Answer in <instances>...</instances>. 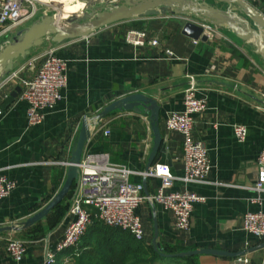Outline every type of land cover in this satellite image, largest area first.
<instances>
[{"label": "crops", "instance_id": "crops-1", "mask_svg": "<svg viewBox=\"0 0 264 264\" xmlns=\"http://www.w3.org/2000/svg\"><path fill=\"white\" fill-rule=\"evenodd\" d=\"M244 1L264 16V0ZM34 3L30 15L0 26V47L17 31L52 13L44 4ZM108 3L109 0H95L94 7L106 9ZM214 5L226 8L225 4ZM191 17L171 13L139 16L60 43L47 37L27 56L14 61L12 70L0 80V174L14 182L12 191L0 200V227L23 221L61 187L67 168L55 162L69 159L66 140L71 130L78 133L83 119L92 121L115 99L140 93L159 106L162 140L153 163L168 164L177 177L170 190L186 188L202 196L193 205L189 229L183 235L175 230L167 209L144 200L135 210L146 231L143 242L151 244L153 215L162 249L165 245L187 250L240 251L264 242L242 228L245 212L264 211V190L255 191L252 187L257 157L264 147V60L253 53L249 42L237 38L224 25L210 26L212 31L206 41L184 36L181 29ZM131 29L146 32L143 45H133L127 40ZM153 38L158 40L155 46L147 42ZM48 48H54L55 54L67 61V83L60 90V100L44 120L30 125L27 104L19 93L11 104L3 107L5 97L19 86L9 76L15 72L29 77L33 72L29 64L39 66L40 55ZM191 78L195 96L206 103L204 110L194 114L192 132L207 150L209 171L205 181L184 184L178 179L183 174L181 136L166 131L163 121L168 113L183 109L182 91ZM234 124L247 129L241 142L233 133ZM105 129L109 131L107 135L103 133ZM89 131L83 154L106 153L111 162L131 171L129 181L142 183L144 195L155 192L159 179L143 175L153 144L147 113L114 110L98 123L89 124ZM68 221L66 211L57 226L36 239L26 238L21 230L0 232V264H42L46 251H53ZM14 238L26 243L20 261H15L5 249L7 240ZM79 244L58 253L55 264H72L74 255L92 247ZM192 256L193 264H264V247L241 255L245 262L238 261L240 256ZM160 258L169 260L161 256L154 263L165 264L158 262ZM168 262L192 264L178 259Z\"/></svg>", "mask_w": 264, "mask_h": 264}, {"label": "built area", "instance_id": "built-area-1", "mask_svg": "<svg viewBox=\"0 0 264 264\" xmlns=\"http://www.w3.org/2000/svg\"><path fill=\"white\" fill-rule=\"evenodd\" d=\"M117 2L109 0L110 5L107 8L116 5ZM34 9L33 0H0V26H6L9 21H18L30 15ZM202 26L206 35H210L212 28L207 24ZM126 38L133 45H143L147 34L142 30L131 29ZM147 42L152 46L158 44L155 38ZM166 52L169 54L168 50ZM40 58L39 66L29 64L28 68L33 71L29 77L18 76L15 72L9 76V80L18 81L19 98L27 104L26 114L30 125L39 124L44 120L46 114L60 100V90L67 83V61L57 56L54 48L46 49ZM182 94L183 109L168 113L163 121V127L166 131L176 132L181 136L183 174L178 179L184 184L199 183L205 181L209 165L207 150L202 141L194 138L192 128L194 114L204 110L206 103L203 98L195 96L192 78ZM232 129L238 141L245 139L247 129L244 125L234 124ZM103 133L107 135L109 131L105 129ZM76 136V129L71 130L66 140V154L71 151ZM55 163L67 168L69 161L66 158ZM130 173L131 171L124 165L111 162L106 153L82 155L78 187L67 210L69 221L56 241L53 251H46L42 264H55L58 253L77 246L93 216L106 226L119 227L136 240L144 241L146 231L135 211L144 200L151 204H160L167 209L172 215L174 228L179 235L188 231L193 205L201 201L202 196L186 188L170 190L177 177L171 173L166 163L154 162L143 173L144 176L158 178L160 181L152 194L144 195L142 183L129 181ZM252 187L255 191L264 190V147L257 157ZM13 188L14 182L0 174V200L7 197ZM242 228L247 233L264 239V211L245 212ZM5 249L15 261H20L25 253L26 243L21 239H8ZM238 261L245 262V259L240 256Z\"/></svg>", "mask_w": 264, "mask_h": 264}, {"label": "water", "instance_id": "water-1", "mask_svg": "<svg viewBox=\"0 0 264 264\" xmlns=\"http://www.w3.org/2000/svg\"><path fill=\"white\" fill-rule=\"evenodd\" d=\"M35 1L44 4L52 13L44 14L26 28L17 31L10 41L0 47V80L12 70L16 59L27 56L33 47L41 45L47 37H50L54 42L60 43L67 39L86 37L110 23L139 16L165 13L192 16L184 23L181 33L194 40H207L208 36L204 32L202 24L227 26L237 38L249 42L253 47V53L264 60V16L244 0H213L212 2L207 0H117L116 5L106 9H94L95 0H82L84 5L81 11L69 14L66 17L60 16L56 5L40 0ZM215 3L218 5L225 4L226 8L221 9L215 6ZM19 92V86L10 91L4 99L3 107L11 104ZM114 110H128L148 114L153 134V144L145 167V170H148L153 163L162 140L159 128V106L150 97L140 93H131L104 106L92 121H88L86 118L82 120L70 151L69 164L61 187L43 207L19 223L1 226L0 232L20 231L44 218L49 211L66 197L73 183H75L73 195L75 194L79 182V164L84 146L90 136L89 124L98 123L99 120ZM152 209L154 210V205ZM153 222L154 229L151 245L153 250L162 257H189L200 254L237 257L244 255L246 252L264 247L263 242L240 251L200 248L166 253L163 252L162 246L157 240L158 229L154 215Z\"/></svg>", "mask_w": 264, "mask_h": 264}, {"label": "trees", "instance_id": "trees-1", "mask_svg": "<svg viewBox=\"0 0 264 264\" xmlns=\"http://www.w3.org/2000/svg\"><path fill=\"white\" fill-rule=\"evenodd\" d=\"M75 183L66 197L58 203L44 218V222L39 220L31 227L22 229L21 232L28 239L42 237L47 230L58 225L69 207V200L73 195ZM83 245H92L90 249H82L72 258V264H143L150 260L151 263L161 257L153 250L151 244H145L143 241L136 240L127 231L119 227H109L102 224L97 218L92 217L90 225L80 240ZM183 247L163 246V252L174 253L185 251ZM66 251V250H65ZM193 256L172 257L169 259L184 260L192 263Z\"/></svg>", "mask_w": 264, "mask_h": 264}, {"label": "bare ground", "instance_id": "bare-ground-1", "mask_svg": "<svg viewBox=\"0 0 264 264\" xmlns=\"http://www.w3.org/2000/svg\"><path fill=\"white\" fill-rule=\"evenodd\" d=\"M40 1L45 3H52L56 5L58 7V11L61 17H66L67 15L72 13H79L84 5L82 0H50V1L40 0ZM63 2H65L66 4H63Z\"/></svg>", "mask_w": 264, "mask_h": 264}, {"label": "rangeland", "instance_id": "rangeland-1", "mask_svg": "<svg viewBox=\"0 0 264 264\" xmlns=\"http://www.w3.org/2000/svg\"><path fill=\"white\" fill-rule=\"evenodd\" d=\"M93 8L94 9H98V7L97 6H93ZM177 259H165V258H160V259H158V262L159 263H165V264H168L169 262L168 261H176ZM143 264H151V262H150V260H148V262H146V263H143ZM152 264H157V263H154V261H153V263Z\"/></svg>", "mask_w": 264, "mask_h": 264}]
</instances>
